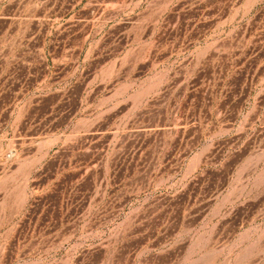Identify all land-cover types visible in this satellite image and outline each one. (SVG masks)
Wrapping results in <instances>:
<instances>
[{"label": "rangeland", "instance_id": "rangeland-1", "mask_svg": "<svg viewBox=\"0 0 264 264\" xmlns=\"http://www.w3.org/2000/svg\"><path fill=\"white\" fill-rule=\"evenodd\" d=\"M131 2L116 29L146 46L139 75L161 84L165 130L101 136L99 181L39 182L0 201V264H264V0ZM129 138L148 155L130 193L108 176ZM183 143L211 146L221 181L185 175L183 156L165 174ZM16 158L6 152L5 167Z\"/></svg>", "mask_w": 264, "mask_h": 264}, {"label": "crops", "instance_id": "crops-1", "mask_svg": "<svg viewBox=\"0 0 264 264\" xmlns=\"http://www.w3.org/2000/svg\"><path fill=\"white\" fill-rule=\"evenodd\" d=\"M131 1L0 0V201L28 198L39 182L99 181L101 136L164 132V100L155 93L161 84L139 75L148 68L146 46L133 44L130 27L116 29ZM10 150L17 158L7 169ZM79 152L91 158L78 159ZM182 156L185 175L221 181L209 163L211 146L200 144L173 145L165 174L176 172ZM147 172L146 146L129 138L108 176L130 193Z\"/></svg>", "mask_w": 264, "mask_h": 264}, {"label": "built area", "instance_id": "built-area-1", "mask_svg": "<svg viewBox=\"0 0 264 264\" xmlns=\"http://www.w3.org/2000/svg\"><path fill=\"white\" fill-rule=\"evenodd\" d=\"M14 157V154H10L8 158L12 159Z\"/></svg>", "mask_w": 264, "mask_h": 264}]
</instances>
